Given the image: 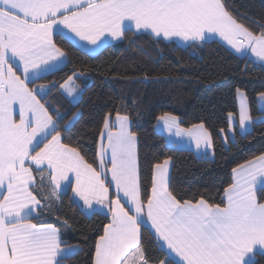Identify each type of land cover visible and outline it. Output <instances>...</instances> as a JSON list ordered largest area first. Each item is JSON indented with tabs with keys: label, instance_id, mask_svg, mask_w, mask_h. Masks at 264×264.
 I'll list each match as a JSON object with an SVG mask.
<instances>
[{
	"label": "snow or ice",
	"instance_id": "snow-or-ice-1",
	"mask_svg": "<svg viewBox=\"0 0 264 264\" xmlns=\"http://www.w3.org/2000/svg\"><path fill=\"white\" fill-rule=\"evenodd\" d=\"M245 21L246 14L229 0H0V264H64L85 251L62 238L71 227L58 204L62 187H70L84 209H107L108 223L94 245L84 235L86 264H258L257 257H264V152L233 167L222 191L181 193L172 184L171 157L148 165L142 179L130 114L117 112L115 120L111 112L103 115L91 130L95 149L89 159V149L64 142L41 102L55 83L29 87L34 77L67 59L57 35L99 46L108 37L146 33L157 44L179 41L186 49L219 37L242 57L250 50L256 60L247 63L264 65V19L254 26ZM76 78L75 72L67 76L61 95H77ZM258 97L264 101V91ZM235 98L240 129L248 134L250 124L264 120L254 121L239 86ZM227 118V132L219 130L225 142L234 134L236 113L229 111ZM158 119L165 131L192 137L198 150L203 146L202 155L211 149L214 156L205 123L193 125L198 130L193 135L176 116ZM152 247L160 255H151Z\"/></svg>",
	"mask_w": 264,
	"mask_h": 264
},
{
	"label": "trees",
	"instance_id": "trees-1",
	"mask_svg": "<svg viewBox=\"0 0 264 264\" xmlns=\"http://www.w3.org/2000/svg\"><path fill=\"white\" fill-rule=\"evenodd\" d=\"M229 2L246 14V23L254 26L264 19V0ZM128 37L90 54L55 36L67 59L60 67L29 81V87L55 83L54 88H47L41 102L46 103L57 120L64 142L89 149V159L95 149L91 130L103 115L111 112L114 118L117 112L130 114L132 129L138 133L142 179L148 165L171 157L172 184L178 191L190 195L196 192L208 195V189L213 194L217 188L222 191L231 181L233 167L264 152V122H253L248 134L235 130L234 141L226 145L219 131L227 129L229 111L237 114L236 86L246 93L251 116L255 119L260 115L256 98L264 91V66L247 63L248 58L237 56L217 40L186 49L177 43L157 44L146 33L129 32ZM74 72L81 89L77 102H71L60 92V84ZM165 113L178 117L183 128L205 123L215 143L213 158H198L190 150L169 146L155 129L158 117ZM66 125L71 132L63 131ZM39 180L40 177L38 184ZM59 197L61 216L67 217L71 225L63 229L62 238L68 244L85 247V251L77 252L64 264H86L90 252L84 244V235L94 245L95 236L102 234L103 224L108 223L107 214L98 211L86 214L69 191ZM215 199L219 202L220 197ZM142 231L147 238L149 229L142 225ZM149 251L151 255H160L155 247ZM257 261L264 264V257L258 256Z\"/></svg>",
	"mask_w": 264,
	"mask_h": 264
},
{
	"label": "crops",
	"instance_id": "crops-1",
	"mask_svg": "<svg viewBox=\"0 0 264 264\" xmlns=\"http://www.w3.org/2000/svg\"><path fill=\"white\" fill-rule=\"evenodd\" d=\"M62 27V26H61ZM63 31H67L66 29H63ZM102 39H104V38H102ZM213 40H217L218 42H220L224 47H226L228 50H230L232 53H234V54H236L235 53V51L233 50V49H231L230 48V46H228L227 44H226V42H224V41H222L219 37H214L213 38ZM117 41H119V40H112L111 39V37H108V43L107 44H112V43H115V42H117ZM74 45H76L79 49H81V50H83V51H87V53H88V48H93L95 45H90L87 41H79V39L78 38H75V40L72 42ZM175 43H177L178 45H180V46H183V45H181L180 44V42L179 41H176ZM98 44H99V42H98ZM106 44V45H107ZM100 45H103V44H99V46ZM103 47V46H102ZM237 56H241L240 54H236ZM242 57V56H241ZM246 58H248V59H250V60H252V61H255L256 60V58L255 57H253L252 55H251V51L249 50L248 51V55L246 56ZM65 62V61H64ZM63 62V63H64ZM63 63H59V64H57V66L55 67V68H58V67H60L61 65H63ZM253 63H256V64H259V65H261L259 62H253ZM264 66V65H263ZM55 68H53V69H55ZM52 69V70H53ZM52 70H50V71H52ZM20 74H21V77H23V72H22V70L20 71ZM43 74H45V73H42V74H40L39 76H41V75H43ZM39 76H37V77H39ZM37 77H34L33 79H35V78H37ZM32 79V80H33ZM75 84L78 86V91H79V95H80V91H81V89H80V86H79V84H78V82H77V79H75ZM40 85V84H39ZM39 85H36V86H34V87H38ZM46 91H47V89L45 90V93H46ZM62 90L60 89V92H61ZM64 96L68 99V100H70L71 101V99L66 95V94H64ZM72 102V101H71ZM256 104H257V109H258V111L260 112V115L258 116L259 118H261L262 120H264V112H262L261 111V106L262 105H264V101H261L260 99H259V97L257 96V98H256ZM236 106H237V114H236V125H235V128H234V134L233 133H228L227 135H228V138H227V142H225V136L224 135H222L221 134V138H222V141H223V143L226 145L229 141H234V138H235V130H237L240 134H244L242 131H241V129H240V125H239V114H238V101L236 100ZM164 116V115H163ZM116 117V116H115ZM115 117L113 118V120H115ZM160 117H162V116H160ZM257 118V117H256ZM256 118L254 119V121L256 120ZM227 122H228V118H227ZM196 125H199V124H196ZM181 127V126H180ZM182 129H186V130H191L192 131V133H193V135H196V134H198V130L197 129H194L192 126L191 127H189V128H183V127H181ZM228 128V127H227ZM249 128H250V130H251V128H252V124H250L249 125ZM155 129H156V131L159 133V134H161V135H163L164 137H165V140H166V143L169 145V146H171V147H174V148H177V149H186V150H190V151H192L193 153H194V155L196 156V157H198V158H209V159H212L213 158V154H212V152H213V150H211V149H209L208 150V154L205 156V155H202L201 153H203V151H204V149H203V146L201 147V149H197L196 148V144H195V141L192 139V137H190V136H187V135H182V136H180V137H177L176 135H175V129H173V132L172 133H169V132H167V131H165L164 130V120H162V119H157V121H156V123H155ZM226 132H227V129H226ZM50 138V137H49ZM42 146V145H41ZM170 169H171V162H170ZM38 178H39V176H37L36 177V179H37V182H38ZM108 179H110V174L108 175ZM66 191H69L70 192V195H71V197H72V199L82 208V210L86 213V214H91V213H93V212H96V211H98V212H101V213H104V214H107V209H101L100 208V206H98V205H96L95 206V210L94 211H89V210H87V209H84L83 208V203H82V201H80L79 200V198L78 197H75L74 196V194L72 193V191H71V188L70 187H68V188H61L60 190H59V193H58V195H60L61 193H63V192H66ZM112 192H113V194H115V189L113 188L112 189ZM121 198L123 199V196H122V194H121ZM145 221H146V218H145ZM147 223V222H146ZM148 224V223H147ZM148 228V227H147ZM149 229V228H148Z\"/></svg>",
	"mask_w": 264,
	"mask_h": 264
},
{
	"label": "rangeland",
	"instance_id": "rangeland-1",
	"mask_svg": "<svg viewBox=\"0 0 264 264\" xmlns=\"http://www.w3.org/2000/svg\"><path fill=\"white\" fill-rule=\"evenodd\" d=\"M106 44H103V45H100V46H94L93 48H88L89 50H88V53H90V54H95V53H97L101 48H102V46H105ZM87 52V51H86ZM79 90V89H78ZM79 93V91L77 92V95L76 96H74V97H69L70 99H71V101L72 102H77L78 100H79V98H80V95L78 94ZM143 225H145L146 227H148L149 228V230H150V224L148 223H144Z\"/></svg>",
	"mask_w": 264,
	"mask_h": 264
}]
</instances>
